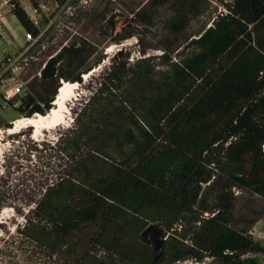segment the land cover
I'll return each instance as SVG.
<instances>
[{"label":"trees","instance_id":"trees-1","mask_svg":"<svg viewBox=\"0 0 264 264\" xmlns=\"http://www.w3.org/2000/svg\"><path fill=\"white\" fill-rule=\"evenodd\" d=\"M214 2L224 10L210 14ZM9 3L25 29L39 34L19 0ZM167 3L174 14L159 47L164 53L118 63L55 144L29 145L30 154L38 152L31 180L14 183L12 168L22 165L6 156L0 211L23 212L13 199L34 202L20 232L52 254L73 230L94 224L93 244L77 264L207 257L258 264L244 255L264 245L231 214L238 192L264 198V0H137L134 21L152 26ZM206 14L207 22L189 29ZM104 18L114 30L113 18ZM92 53L86 41L64 45L34 77L40 88L0 97L20 117L47 114L63 80L83 83L105 59L89 61ZM155 223L162 227L159 249L143 239Z\"/></svg>","mask_w":264,"mask_h":264},{"label":"rangeland","instance_id":"rangeland-1","mask_svg":"<svg viewBox=\"0 0 264 264\" xmlns=\"http://www.w3.org/2000/svg\"><path fill=\"white\" fill-rule=\"evenodd\" d=\"M19 2L28 13L35 15L40 28L35 43L15 64L18 67L17 71L10 69L6 73V77L14 75L24 82L23 92L33 86L41 87L42 81L34 78L35 74L47 59L64 45L82 41L91 44L93 53L89 56V61H93L101 54L105 55V59L96 67L94 74L88 79L84 77V82L79 83L78 95L68 103L69 112L66 113L65 122L54 129L44 131L38 138L33 136V127L32 134H26V131L29 132V127L16 133L7 132L6 123L12 121L13 127L15 120L20 116L15 108L6 106L5 101L0 97V173L4 170L6 156H10L12 163L22 165L18 168L20 170L12 168L15 170L14 175H18L14 178V183H26L32 178L30 176L29 180L27 179L32 173L29 166L38 162V152L30 154L29 145H36L33 144L36 142L40 148L44 143L55 144L61 135L74 125L76 115L82 106L118 63L122 61L133 63L141 57L159 56L164 53L159 47L169 35L167 22L174 12L170 3L161 5L154 13V24L145 26L134 21L132 9L137 7V0H19ZM222 9L224 10L222 5L218 6L214 2L210 6L209 13ZM105 15L116 22L114 30L111 28V22L104 18ZM0 18L4 21L0 33V58L8 53L20 54L23 47L20 46L17 36L23 37L26 29L12 13L9 0H0ZM208 20L209 15L201 16L192 22L189 29H199ZM130 32L135 34L118 43L113 40L118 33L123 35ZM143 49L146 50V54L141 52ZM155 61L158 62L159 59L156 58ZM11 84H15V81L12 80ZM20 132L21 136H16ZM19 186L23 185L19 183ZM237 195L239 197L231 214L233 223L238 222L239 227L249 228L254 239L264 245V198L252 192H238ZM13 200L23 212L13 206H9V210L5 212L4 209L0 211V264H64L66 261H75L84 254L91 227L67 236L62 252L52 254L20 232L26 222L25 214L34 207L35 203L27 205V201L21 198ZM143 238L153 244L155 249H159L162 242L160 224L147 228ZM254 256L257 257L258 264H264V251L249 252L244 255V257ZM176 264L223 263L207 257L202 261L188 259Z\"/></svg>","mask_w":264,"mask_h":264},{"label":"bare ground","instance_id":"bare-ground-1","mask_svg":"<svg viewBox=\"0 0 264 264\" xmlns=\"http://www.w3.org/2000/svg\"><path fill=\"white\" fill-rule=\"evenodd\" d=\"M112 49L113 48H110V50ZM96 70V68L91 70L89 73L85 74L84 77L88 79V77L92 76ZM79 86L78 82L63 80L58 89L57 97L54 101V107L47 114L39 113L33 116L16 119L14 126L7 128V132L16 133L24 128L33 127V136L34 138H38L44 131L54 129L58 125H61L66 120V113L69 112L68 103L78 95L77 91ZM6 210H9V207H5L4 212Z\"/></svg>","mask_w":264,"mask_h":264},{"label":"built area","instance_id":"built-area-1","mask_svg":"<svg viewBox=\"0 0 264 264\" xmlns=\"http://www.w3.org/2000/svg\"><path fill=\"white\" fill-rule=\"evenodd\" d=\"M29 14L34 23L37 24V18L35 17V15L31 13ZM3 22V19L0 18V33L3 29ZM38 35L39 34L35 35L32 31L26 30L23 34L20 45L21 47H23V51L20 54H16L15 52L10 54L8 53L7 55H4L2 58H0V93H2L7 100L23 93L24 82L18 80L14 75L11 77H6V73H8L10 69H12L14 72L17 71L18 67L17 65L15 66V64L22 56V54L35 43ZM37 75H41L40 70L35 74V76ZM12 80L15 81V84L13 85L11 84Z\"/></svg>","mask_w":264,"mask_h":264},{"label":"flooded vegetation","instance_id":"flooded-vegetation-1","mask_svg":"<svg viewBox=\"0 0 264 264\" xmlns=\"http://www.w3.org/2000/svg\"><path fill=\"white\" fill-rule=\"evenodd\" d=\"M155 224H160V223H155ZM160 226H161V224H160ZM86 227H91V233H90V235H89V238H88V242H87V247H86V250L85 251H87L89 248H91V246H92V244H93V242H92V239H93V237H94V233L96 232V230H97V227L94 225V224H92V223H89V224H86V225H84V226H81L80 228H78V229H76V230H73L70 234H68L67 236H69V235H71V234H73L74 232H77V231H80V230H82V229H84V228H86ZM149 228V227H148ZM161 230H162V227H161ZM67 236H66V238H67ZM65 238V239H66ZM64 239V240H65ZM144 239V238H143ZM147 242V241H146ZM149 243V242H148ZM151 244V243H150ZM63 245H64V243H63ZM151 245H153V244H151ZM154 246V245H153ZM155 248V247H154ZM62 249H63V246H62V248L59 250V252L57 253V254H59L60 252H62ZM85 253V252H84ZM80 259V258H79ZM79 259H77V260H75V261H66V263H64V264H77V262L79 261ZM70 262V263H69Z\"/></svg>","mask_w":264,"mask_h":264},{"label":"crops","instance_id":"crops-1","mask_svg":"<svg viewBox=\"0 0 264 264\" xmlns=\"http://www.w3.org/2000/svg\"><path fill=\"white\" fill-rule=\"evenodd\" d=\"M21 39H22V36H17V40H18V42H19V44L21 45Z\"/></svg>","mask_w":264,"mask_h":264},{"label":"water","instance_id":"water-1","mask_svg":"<svg viewBox=\"0 0 264 264\" xmlns=\"http://www.w3.org/2000/svg\"><path fill=\"white\" fill-rule=\"evenodd\" d=\"M75 82H78V81H75ZM79 83V82H78ZM80 84H82V83H80Z\"/></svg>","mask_w":264,"mask_h":264}]
</instances>
